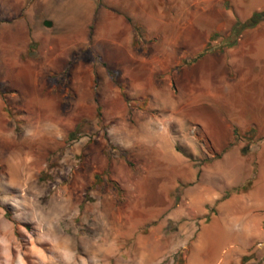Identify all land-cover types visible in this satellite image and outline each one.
Instances as JSON below:
<instances>
[{
  "label": "rangeland",
  "instance_id": "rangeland-1",
  "mask_svg": "<svg viewBox=\"0 0 264 264\" xmlns=\"http://www.w3.org/2000/svg\"><path fill=\"white\" fill-rule=\"evenodd\" d=\"M27 1V51L0 64V264H264V226L236 252L243 207L219 212L255 174L252 129L211 157L191 103L264 58V19L234 30L264 0Z\"/></svg>",
  "mask_w": 264,
  "mask_h": 264
},
{
  "label": "crops",
  "instance_id": "crops-1",
  "mask_svg": "<svg viewBox=\"0 0 264 264\" xmlns=\"http://www.w3.org/2000/svg\"><path fill=\"white\" fill-rule=\"evenodd\" d=\"M60 1L66 5V8L77 4V0ZM81 1L88 3V0ZM27 2V0H0V37L9 36L3 37L4 40L0 46V64L7 70L14 66L12 60L16 56L27 51V43L20 37L29 33V25L22 13L25 8L29 7ZM102 2L109 4L110 0H102ZM118 3L122 11H133V5L129 10L123 9L121 2L118 1ZM85 6L87 7L85 13L91 18L94 11L93 6L88 7L87 4H84L82 9ZM50 20L49 18L43 19L42 26L47 29L51 28L53 24L49 22ZM46 21L50 23L48 27L44 25ZM87 22L89 20L83 22L81 28L86 27ZM33 33L36 34V30ZM223 63L220 75L216 73L212 79L206 76L201 77L203 83L199 86L197 93L191 96V103L197 108L199 128L211 148V157L219 156V153L222 155L224 148L230 145L234 139L233 128L243 131L252 129L250 130L252 138L247 140L249 146L246 152L255 157V164H257L255 174L251 180L247 178L239 184L248 183L246 190L241 195H233V198L229 201L227 199L223 205L219 203V208H222L219 209L220 213L230 205V202H237L238 206L243 207L240 208V213H234L236 209L234 206L228 214L230 217L236 216V220H242L247 229L244 239L239 242L240 246L235 248V251L238 252L239 248L253 243L258 236L256 228L264 226V214L261 213L264 212V166L259 161L264 148V58L261 55L254 56L253 59L229 58ZM204 70L205 68H201L200 73H204ZM7 72L16 76L15 72L11 70ZM20 74L17 73V75ZM188 103L190 104L189 101ZM244 116H247V120L244 119ZM243 142L245 143L246 139L242 141V145ZM216 146L220 149H214ZM239 157L242 158L243 155ZM261 160L264 163V159L261 158ZM196 197V200L209 205L220 199L217 200L216 193L212 195L210 191H205ZM241 209L245 210L247 214L244 215Z\"/></svg>",
  "mask_w": 264,
  "mask_h": 264
},
{
  "label": "trees",
  "instance_id": "trees-1",
  "mask_svg": "<svg viewBox=\"0 0 264 264\" xmlns=\"http://www.w3.org/2000/svg\"><path fill=\"white\" fill-rule=\"evenodd\" d=\"M261 19H264V14L263 13H254L251 15V17L244 23L239 24L236 23L234 30H235V36L239 33L238 29L239 28H251L253 26L256 25V23H258ZM238 32V33H237ZM235 40V39H234ZM234 41L230 42L228 45L231 46L233 45ZM80 127V123L75 124V126L73 127V130L67 135V140H70L72 138V136L79 130ZM245 186L243 189L246 190Z\"/></svg>",
  "mask_w": 264,
  "mask_h": 264
},
{
  "label": "bare ground",
  "instance_id": "bare-ground-1",
  "mask_svg": "<svg viewBox=\"0 0 264 264\" xmlns=\"http://www.w3.org/2000/svg\"><path fill=\"white\" fill-rule=\"evenodd\" d=\"M102 247H105V245L104 246H102ZM94 248H95V245H94ZM91 249H92V246H91ZM99 249V248H98ZM58 253V252H57ZM47 261V260H46ZM50 261V260H49ZM66 262H68V261H66ZM65 263V262H64Z\"/></svg>",
  "mask_w": 264,
  "mask_h": 264
},
{
  "label": "water",
  "instance_id": "water-1",
  "mask_svg": "<svg viewBox=\"0 0 264 264\" xmlns=\"http://www.w3.org/2000/svg\"><path fill=\"white\" fill-rule=\"evenodd\" d=\"M44 25H45L46 27H48V26H49V24H48V23H44Z\"/></svg>",
  "mask_w": 264,
  "mask_h": 264
}]
</instances>
